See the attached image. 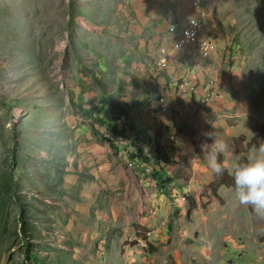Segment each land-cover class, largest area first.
I'll list each match as a JSON object with an SVG mask.
<instances>
[{"label":"rangeland","instance_id":"obj_1","mask_svg":"<svg viewBox=\"0 0 264 264\" xmlns=\"http://www.w3.org/2000/svg\"><path fill=\"white\" fill-rule=\"evenodd\" d=\"M201 3L225 96L175 123L127 92L129 0H0V264H264V218L203 169L215 138L228 168L264 141V0Z\"/></svg>","mask_w":264,"mask_h":264},{"label":"crops","instance_id":"obj_2","mask_svg":"<svg viewBox=\"0 0 264 264\" xmlns=\"http://www.w3.org/2000/svg\"><path fill=\"white\" fill-rule=\"evenodd\" d=\"M209 8V5L204 7L201 0H129L128 10L131 15L129 20L133 23L130 33L135 36L136 51L144 54V58L131 64L136 74L134 81L131 79L128 81L127 92H133L138 100L148 103L141 110L140 119L142 121H149L151 116L154 118L159 114H162L161 116L170 114L177 123L181 121L186 111H189L191 115L196 113L205 121L206 116L213 112H208L207 106L214 107L215 103L221 105L225 92L222 81L217 78L218 72L214 68L223 60L225 39L222 38L221 31L214 29ZM189 17L204 19L205 28L201 38H215L217 48L208 61H204L194 46L181 54L176 52V48L177 51H182L183 42L180 38L183 31L181 28ZM173 43L175 50H173ZM161 47H165L168 52H162L160 55ZM148 58L151 61L147 62ZM166 59L169 60L167 66H164ZM188 76L193 87L185 90L183 85ZM179 80L181 81L180 86ZM210 80L216 81L217 91L223 97L211 96ZM179 87L184 92L193 93H183ZM159 98L165 100L166 108H168L166 112L160 110L159 100L155 101ZM155 121L157 124L160 122L158 119L152 120L153 126H155ZM186 121L191 122V119ZM211 132V130L206 131L208 135ZM203 169L208 178L211 176L209 180L212 181L213 172L208 167Z\"/></svg>","mask_w":264,"mask_h":264},{"label":"clouds","instance_id":"obj_3","mask_svg":"<svg viewBox=\"0 0 264 264\" xmlns=\"http://www.w3.org/2000/svg\"><path fill=\"white\" fill-rule=\"evenodd\" d=\"M226 151V145L214 139L209 150L203 147V157L208 168L216 175L226 170L234 181V195L240 205L250 207L254 213L264 218V141L254 146L247 158L230 168L218 160V154Z\"/></svg>","mask_w":264,"mask_h":264},{"label":"trees","instance_id":"obj_4","mask_svg":"<svg viewBox=\"0 0 264 264\" xmlns=\"http://www.w3.org/2000/svg\"><path fill=\"white\" fill-rule=\"evenodd\" d=\"M115 130L118 134H120V132H118L117 129H115ZM132 159H139L140 161H142L144 163H150L152 160L150 157L144 155L142 150L138 155H132ZM218 160L220 162H222V164H224V160H225L224 155L218 154ZM161 171L165 172V169L161 168ZM161 171H157L154 173L160 187L163 186V182H162V178H161V175H162ZM221 186H226L228 188L234 187L233 178L227 170L221 175L214 174V181L210 185L211 189L216 194H217L218 189ZM190 212H191V210H190Z\"/></svg>","mask_w":264,"mask_h":264},{"label":"bare ground","instance_id":"obj_5","mask_svg":"<svg viewBox=\"0 0 264 264\" xmlns=\"http://www.w3.org/2000/svg\"><path fill=\"white\" fill-rule=\"evenodd\" d=\"M201 25L199 24L198 21H196V24L192 27V28H189L188 30H185V34L183 36V41H191L192 39V43L191 44H196V46L204 53H208V49L211 50V47L212 46H207L205 47V41L201 40L199 41V34H200V28ZM182 41V42H183ZM183 42V44H184ZM206 44H210L208 42H206ZM184 88L185 89H188V88H191L192 87V83L189 85V80H186L185 83H184ZM162 108H166V105L165 104H162L161 105Z\"/></svg>","mask_w":264,"mask_h":264},{"label":"built area","instance_id":"obj_6","mask_svg":"<svg viewBox=\"0 0 264 264\" xmlns=\"http://www.w3.org/2000/svg\"><path fill=\"white\" fill-rule=\"evenodd\" d=\"M200 18L202 17H189L185 24L182 26L181 29H186L188 30L189 28H192L195 24H196V20H199ZM193 40V39H192ZM192 40L191 41H185L184 44L182 45V51H176L177 53L181 54L183 53L184 51H187L191 48V43H192ZM207 46H211V44H206V38H205V47ZM173 50H175V47H174V43H173ZM162 52H168L167 49L165 47H161L160 48V55H162ZM169 59H166V63L164 64V66H167V61ZM163 66V67H164ZM185 79H189V76L186 77ZM216 82V81H215ZM178 83H180V80L178 81ZM192 83V81H189V85ZM216 87V84L215 86ZM217 88V87H216ZM168 109V108H167Z\"/></svg>","mask_w":264,"mask_h":264}]
</instances>
